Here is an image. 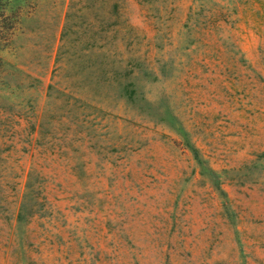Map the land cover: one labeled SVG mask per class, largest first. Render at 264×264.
Masks as SVG:
<instances>
[{
  "label": "rangeland",
  "instance_id": "rangeland-1",
  "mask_svg": "<svg viewBox=\"0 0 264 264\" xmlns=\"http://www.w3.org/2000/svg\"><path fill=\"white\" fill-rule=\"evenodd\" d=\"M71 1L0 51V264H264V0Z\"/></svg>",
  "mask_w": 264,
  "mask_h": 264
},
{
  "label": "trees",
  "instance_id": "trees-1",
  "mask_svg": "<svg viewBox=\"0 0 264 264\" xmlns=\"http://www.w3.org/2000/svg\"><path fill=\"white\" fill-rule=\"evenodd\" d=\"M23 0H0V51L11 41V36L13 35V31L15 29V25L17 24V11L20 9L23 5ZM83 2V1H82ZM81 0L78 1H71L69 5V9H72L75 5L82 3ZM17 9V11H16ZM10 15H8V13ZM69 15V13H68ZM11 17L15 20L13 23H10L9 27L3 24L4 18H10ZM106 40L105 36L102 38V43H100L98 46L102 47L106 44V42L103 41ZM89 47L95 46L94 43H86L85 49ZM1 60V58H0ZM21 208V206H20Z\"/></svg>",
  "mask_w": 264,
  "mask_h": 264
}]
</instances>
